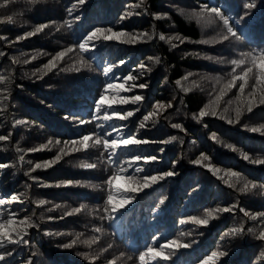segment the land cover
Listing matches in <instances>:
<instances>
[{
  "label": "trees",
  "instance_id": "obj_1",
  "mask_svg": "<svg viewBox=\"0 0 264 264\" xmlns=\"http://www.w3.org/2000/svg\"><path fill=\"white\" fill-rule=\"evenodd\" d=\"M73 2L42 0L30 6L25 0H10L8 7L0 9V17L14 16L13 23L0 22V52L4 53L0 56V76L8 78L0 84V100L7 97L0 104V135H9L7 141H0V164L8 165L0 168V197L21 194L22 201L6 203L0 206V212L4 219L14 213L17 220L28 216L38 225L27 230L28 245L7 246L13 255L6 256L0 264H26L29 259L33 264H91L84 253L97 256L95 264H108L110 260L115 264H139L140 253L150 247L160 250L165 244L168 247L163 251L169 258H146L147 264H200L213 251L227 252L215 258L214 264H264V241L256 238L264 229V219L252 221L240 211H264V164H251L241 156V152H247L253 158H264V136L248 130L264 122V105L254 108L252 113L245 112L240 123L229 125L221 119L234 118L235 101L240 95L238 83L220 100L217 116L193 119L205 106H211L210 110L214 107L213 101L230 79L233 66L228 61L240 58V52L264 49V0H144L143 4L141 0H85L69 16L66 9ZM201 3L221 7L232 18L240 39L230 37L229 41H221V27L199 24L191 13L193 9L198 11ZM248 3L255 7L245 8ZM138 4L140 7H136ZM153 14H159V18ZM66 20L72 22L71 28L66 24L60 27ZM38 24L49 27L17 40ZM96 27L131 34L147 32L149 36L134 44L123 43L127 37L111 41L101 38L90 42L94 47L86 53L79 48L66 51ZM162 34L164 40L159 39ZM176 35L180 39L169 43ZM61 51H65V56L55 61L54 67H45ZM33 56L36 58L32 59ZM149 56L159 57V63L148 60ZM16 58L21 63H14ZM221 58L224 62H218ZM141 64L146 68L141 69ZM106 67L112 69L107 75ZM142 71L144 75L140 76ZM129 75L138 78L127 80ZM109 83L114 87L105 93ZM141 83L147 87H138ZM101 94L107 96L102 109L119 108L132 111L133 115L125 120L114 117L102 128L97 127L102 121L80 125L65 119H90ZM135 95H143L144 99L133 103L130 98ZM124 98H129L127 104L120 103ZM157 101L172 106L155 110L144 122L145 127L139 128L138 122L154 111ZM17 119L28 123L15 125ZM173 123L182 124L183 130L172 128ZM112 124L123 126L120 133H114L116 136L134 130L137 138L150 141L119 150V160L141 153L156 155L158 160L134 162L142 166V172L128 168L127 172L118 173L114 165L107 163V153L101 162L100 150L91 147L95 137L89 140L87 150L82 145L64 144V140L82 134L109 131ZM212 133H216V141ZM172 136L177 139L171 140ZM50 139L52 143L48 144ZM165 139L170 142L160 143ZM227 144L238 150L233 152ZM76 147L80 150L73 151ZM17 148L23 151L18 152ZM33 148L38 150L28 151ZM202 152L210 157L204 163L218 169L215 174L203 165L191 163ZM21 155L24 161L19 160ZM57 155L61 159L51 166L35 168L37 163L43 165ZM174 160L177 163L173 169ZM89 163L97 167L86 168ZM170 169L177 174L141 191L125 193L124 189L131 184L129 174L141 177ZM230 169L242 174L240 183L230 176ZM113 176L114 200L119 201L126 194L134 199L113 214L115 219H108L103 211L109 187L105 181ZM246 180L258 186L240 193L238 189ZM229 183L236 187L230 188ZM41 200L45 201L43 205L38 204ZM81 204L86 207L74 212ZM231 204L237 207L232 212L215 213L217 218L209 219L207 225L188 219L207 218L206 210ZM69 212L72 214L68 215ZM101 216L105 218L101 220ZM241 224L244 233L225 235ZM95 227H101L103 232L95 233ZM249 227L256 230V235L247 232ZM95 236L100 237L99 242L88 247L84 241ZM73 240L76 243L71 248L62 247ZM173 240L188 247L169 244ZM5 250L0 249V253Z\"/></svg>",
  "mask_w": 264,
  "mask_h": 264
},
{
  "label": "snow or ice",
  "instance_id": "obj_2",
  "mask_svg": "<svg viewBox=\"0 0 264 264\" xmlns=\"http://www.w3.org/2000/svg\"><path fill=\"white\" fill-rule=\"evenodd\" d=\"M26 4L30 6H35L38 3H41L42 0H25ZM10 3V0H4L3 3H0V9L8 7V4ZM85 3V0H74L73 3L70 4L69 7H67L66 11L69 16L73 14V10L77 8L78 5H83ZM144 3V0H141V4ZM136 7H140V4L136 5ZM255 7L254 3H248L245 5V8L252 9ZM19 15V13H17ZM128 15H131V13H128ZM155 18H159V14H153ZM191 15L197 20L199 24H201L204 27H209L212 25H218L222 29V35L220 36L221 41H229L230 37H234L237 40L240 39V36L237 33L236 27H234L232 23V18L229 15L225 14V11L218 6H212L208 3H201L199 6V10H192ZM247 15V12L245 13ZM76 19H79L77 16ZM123 19V17H121ZM6 21L8 23L14 22V16L13 15H7L5 17H0V22ZM236 23H239V21H236ZM65 24L71 28L72 22L71 21H64L63 24L60 25V27H64ZM49 27L48 24H38L34 27L32 31H28L24 33L23 36H18L17 40L23 39L29 36H34L37 33L43 32L45 28ZM149 33L142 32L139 34H131L126 32H115L112 28H104V27H96L92 31H90L86 36H84L83 41L78 43L77 45H73L71 48L67 49L66 51H72L74 48H79V50L82 53H86L90 50L91 47H94V45L90 44V42L94 40H100L101 38L105 41H111V40H121L122 37H127V39H124L123 43L128 44H134L136 43L137 39L148 37ZM160 40H164L165 36L162 34L159 37ZM172 39L179 40V35L173 36L169 39V43H171ZM202 43L204 41H201ZM175 47L176 45H172ZM4 53L0 52V56H3ZM65 56V51L59 52L53 61H50L49 64L45 65V67H54L55 61L60 60ZM240 58H233L230 61H228L233 67L230 73V79L227 81V83L224 85V88L220 91V93L216 96L215 100L213 101L214 107L211 108V106H205V108L201 109L198 113V115H194L193 119L200 120L201 118L205 116H217L218 115V109H219V102L222 99L224 95L227 94V91L237 87V84L239 83L238 92L239 96L237 97L235 103L236 107L233 109L234 111V118H231L229 116H221V119H225L229 125H232L234 123H240L241 117L247 113H252L254 108L259 107L261 105H264V49L256 50L252 49L248 52H240L239 53ZM36 57L33 56L32 59H35ZM208 59H213L212 57H208ZM148 60L152 61L155 60V62L159 63V57H152L149 56ZM14 63H21L19 58L14 59ZM218 62H224L221 58L218 60ZM23 63H28L27 60H24ZM81 63L85 64L86 62L83 61V58H81ZM121 64L124 63L123 60L120 61ZM141 69H145L146 65L141 64ZM237 69H240L238 72ZM111 67H106L104 69V74L107 75L109 72H111ZM149 72L151 71L150 68L147 69ZM76 71H79V69H76ZM140 76L144 75V72H140ZM137 76L129 75L126 79L127 80H136ZM185 80L188 79L187 76L184 77ZM8 80L7 77L0 76V84H4ZM251 81V83H250ZM177 85H180V81L176 82ZM135 86V85H133ZM114 85L109 83L107 84L106 88L104 89V92L106 93L108 89L113 88ZM122 87V86H121ZM140 88H146V83H141L138 85ZM246 88L248 89L247 94ZM7 97L5 96L3 100H6ZM133 103H136L138 101H141L144 99L143 95H135L130 98ZM3 100H0V104L3 103ZM107 100V96L101 94L99 99L94 104V112L90 119L85 118H79L77 116H66L65 119H71L75 122H77L80 125L91 123L92 120L96 121H102L103 123L97 124L98 128L104 127L105 124H107L110 121H113V118L115 117L117 120H125L128 117H131L133 115L132 111L129 110H122L119 108H110L105 107L102 109V105ZM129 102V98H124L120 100L121 104H127ZM172 105L171 103H168L165 105L163 102L157 101L154 105V111L149 112L147 115L143 117L141 121L138 122L139 128L145 127V121L149 119L150 116L155 114V110L163 111L166 107L170 108ZM2 110V109H0ZM224 112L227 113L228 109H224ZM15 125H22L28 123V121L17 119L15 120ZM207 127V124L204 125ZM123 126H118L116 124L111 125V130L106 132H90L86 134H82L80 137L75 139H67L64 140V144H73V145H82L85 150H87L89 145V140L95 137L91 147L93 149H99V159L101 162L104 160V155L107 153V163L114 165L116 168V171L118 173H124L127 172L128 168H132L133 172H142V166L139 162L143 161L144 163H148L149 161H157L158 157L156 155L151 154H133L130 155V157L126 156L122 161L119 160L117 153L121 149H127L129 146H140V145H147L149 144V140L146 138H137L134 130H129L127 135H120L116 136L114 133H120L121 128ZM174 129H181L183 130V126L180 123H173L171 125ZM245 128H248V125H244ZM249 131L253 133H259L260 135L264 136V122L259 123L258 126L248 128ZM9 139V135H0V141H7ZM177 137L172 136L171 140H176ZM212 139L214 141L217 140L216 133H212ZM170 141L165 139L161 140L160 143L168 144ZM219 142V141H217ZM52 140H48V144H51ZM56 143L59 144L60 140L57 139ZM183 143V141H181ZM227 148H230L233 152H236L238 149L236 146L232 144H227ZM38 149H29L28 151H37ZM80 148L76 147L73 149V151H79ZM17 151H23L20 148H17ZM160 151H163V149H160ZM61 154H63V149H61ZM241 156L244 160L248 161L251 164L254 165H262L264 164V158H253L249 153L247 152H241ZM61 159V155H57L53 160L46 161L43 165L40 163H37L35 165V168H41V167H49L52 164H54L56 161H59ZM20 161H24V156H19ZM210 157L206 155L205 153H201L199 157L196 159H193L191 161L192 164L195 165H203L206 167L209 171H211L213 174H215L218 169L213 167L210 163L205 164V161H209ZM31 163V161H29ZM177 161H173L172 168H175V164ZM8 165L6 164H0V168H6ZM88 169H95L97 165L95 163H89L85 165ZM177 173L174 170H167L163 171L157 174H144L141 177H136L132 174L128 175L129 181H131V184L127 186L124 191L125 193H135L137 191H141L144 188H149L152 185L158 183L159 181H162L165 177H172L176 175ZM229 174L231 177L237 178V183H240L239 178L241 177V173L234 170H229ZM116 179V176H113L112 178L105 181V183L109 186L108 187V195L105 201V204L103 206V211L107 213L108 219H115L114 213L118 212L120 208L125 207V205L130 204L132 200L134 199V196L131 195H125L123 199L119 201L114 200V196L112 194L111 186L113 184V181ZM68 184H71L72 181H67ZM230 188H235L236 184L229 183L228 185ZM257 184L251 180H246L243 182L242 187L238 189L240 193H248L252 191L253 189L257 188ZM95 187V186H94ZM261 187H264V185H261ZM21 194H12L8 197H0V206L5 205L6 203L11 202H22L20 200ZM45 201L41 200L38 201V204L43 205ZM161 204L164 203L163 200L160 201ZM56 207H60V205H56ZM86 207L85 204H81L79 207L74 209V212L79 213ZM237 205L231 204L225 207H218L214 210L209 209L206 210V216L207 218L200 219L195 216L189 217L188 219L197 225H207L209 222V219H216L215 213H228L232 212ZM51 210V209H50ZM241 212H243L244 216L250 217L252 221H256L258 219H264V211L257 212L255 214H252L245 209L241 208ZM68 215H71L72 213H67ZM105 217L101 216L100 219L103 220ZM43 219V217H41ZM185 221H181V223H184ZM19 225V227H18ZM38 227V225L31 220L30 217L25 216L23 219L17 220L15 218V214L12 213L8 216L7 219L3 218L2 212H0V249H6L3 253H0V262L5 261L6 256L10 257L13 255L12 251L7 250L8 245H28L29 240L26 239L28 236V229ZM95 233H102L103 229L101 227H95L93 229ZM245 232L244 225L241 224L239 227H233L230 229L229 233H226L225 235H240ZM248 233H252L253 235H256V230L252 227L247 228ZM257 239L264 241V229L260 230L258 233ZM100 240L99 236L93 237L90 241H84V243L91 247L92 244L98 243ZM76 243L75 240L71 241V243H65L62 245L63 248L69 249ZM169 244L176 245L177 247H188L187 244H181L177 241L173 240L170 241ZM111 247V245H109ZM168 244L161 245L160 250H157L156 248H148L145 252L140 253L138 260L139 264H147L146 258H151L152 260H155L157 257H160L162 259L167 260L169 257L164 254L163 249L167 248ZM33 255H36V253H33ZM84 258L86 260H89L91 264H95V261L98 259L97 256H92L88 253H84ZM227 255L226 251H213L210 255L204 257L200 264H214V259L218 257H222ZM131 259V257H129ZM26 264H33L32 260L29 259ZM108 264H115L114 260L108 261Z\"/></svg>",
  "mask_w": 264,
  "mask_h": 264
}]
</instances>
